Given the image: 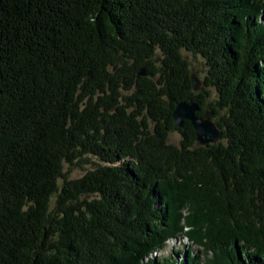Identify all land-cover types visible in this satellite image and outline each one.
Here are the masks:
<instances>
[{"label":"trees","instance_id":"16d2710c","mask_svg":"<svg viewBox=\"0 0 264 264\" xmlns=\"http://www.w3.org/2000/svg\"><path fill=\"white\" fill-rule=\"evenodd\" d=\"M0 264H264V0H0Z\"/></svg>","mask_w":264,"mask_h":264},{"label":"water","instance_id":"95a60500","mask_svg":"<svg viewBox=\"0 0 264 264\" xmlns=\"http://www.w3.org/2000/svg\"><path fill=\"white\" fill-rule=\"evenodd\" d=\"M144 71L139 73V76H144ZM190 81L192 91L197 93L201 90L203 84L195 75H190ZM199 111V107L195 103L182 102L175 106L173 111V124L178 130H182L184 122H190L192 128L195 131L196 142L200 146H209L219 142L220 131L215 123L210 119L208 113H204V116H196Z\"/></svg>","mask_w":264,"mask_h":264},{"label":"rangeland","instance_id":"374dc122","mask_svg":"<svg viewBox=\"0 0 264 264\" xmlns=\"http://www.w3.org/2000/svg\"><path fill=\"white\" fill-rule=\"evenodd\" d=\"M189 62L191 64L192 74L195 75L199 80L202 81L203 75H205V67L202 64V60L200 58H192V56H188ZM180 136L179 134L173 132L170 135V142L175 144L176 146L179 144ZM90 167L87 165L82 168H74V167H66L68 171V178L77 179L79 178L85 171L89 170ZM185 244H180L179 241H169L166 243V247L163 248L157 255L159 259L172 258V260L179 259L182 257V254L185 252ZM199 249V248H196ZM181 254V255H180Z\"/></svg>","mask_w":264,"mask_h":264},{"label":"bare ground","instance_id":"6f19581e","mask_svg":"<svg viewBox=\"0 0 264 264\" xmlns=\"http://www.w3.org/2000/svg\"><path fill=\"white\" fill-rule=\"evenodd\" d=\"M188 216V215H187Z\"/></svg>","mask_w":264,"mask_h":264}]
</instances>
